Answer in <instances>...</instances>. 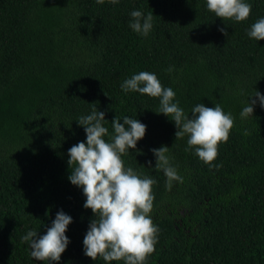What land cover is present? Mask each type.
<instances>
[{"label":"trees","instance_id":"1","mask_svg":"<svg viewBox=\"0 0 264 264\" xmlns=\"http://www.w3.org/2000/svg\"><path fill=\"white\" fill-rule=\"evenodd\" d=\"M246 2L252 12L236 22L216 17L206 0H0V264H48L31 257L21 238L46 234L60 210L73 218L70 243L52 264H108L84 254L94 214L68 179V149L86 142L77 120L93 108L105 113L106 141L115 117L147 126L122 156L157 181L158 242L146 264H264V108L257 100L253 116H240L256 90L264 95V40L247 35L264 18V0ZM133 10L153 13L147 37L130 28ZM141 71L171 87L189 116L200 103L232 114L214 166L185 151L187 136L175 139L174 121L156 112L159 98L122 91ZM161 146L183 177L171 190L155 169L151 150ZM165 204L170 211L157 213Z\"/></svg>","mask_w":264,"mask_h":264},{"label":"clouds","instance_id":"2","mask_svg":"<svg viewBox=\"0 0 264 264\" xmlns=\"http://www.w3.org/2000/svg\"><path fill=\"white\" fill-rule=\"evenodd\" d=\"M96 2L104 4L105 0ZM108 2L117 4L119 0ZM206 6L223 21L242 22L252 12V4L246 0H206ZM130 16V28L147 37L153 28V13L145 16L140 10H133ZM219 30L227 35L225 28ZM247 35L256 41L264 40V18L253 23ZM121 89L125 93L138 92L159 98L160 107L156 112L174 121L177 129L175 139L187 136L185 151L194 149V154L201 161L214 166L212 162L218 156L219 145L228 141L234 127L231 113H225L219 104L207 107L200 103L189 116L175 100L174 90L164 87L156 74L148 71H141L124 80ZM252 96L257 99L248 98L240 113L242 119L253 116L257 100L264 108V95L256 90ZM122 119L123 123L117 117L111 121L113 135L110 141L104 139L109 134V129L103 124L106 120L104 112L93 108L91 114L77 120L79 125L84 126L86 142H78L68 149L71 170L68 179L82 188L86 197L83 206L94 214L83 239L84 254L94 261L102 258L108 264L112 261L146 264L158 242L159 229L151 217L155 199L152 186L157 181L142 177L132 167L125 166L122 156L130 149H136L137 142L145 136L147 126L136 118L124 116ZM151 151L156 157L155 169L162 170L166 176L165 187L171 190L174 182L183 183V177L171 163L169 147L161 146ZM148 163L151 165V161ZM72 220L70 215L60 210L46 234L38 236L37 230H29L21 239L29 244L31 257L48 264L59 262L70 243L65 233Z\"/></svg>","mask_w":264,"mask_h":264},{"label":"rangeland","instance_id":"3","mask_svg":"<svg viewBox=\"0 0 264 264\" xmlns=\"http://www.w3.org/2000/svg\"><path fill=\"white\" fill-rule=\"evenodd\" d=\"M171 204H165L162 207H160L157 211V213H165L170 211Z\"/></svg>","mask_w":264,"mask_h":264}]
</instances>
